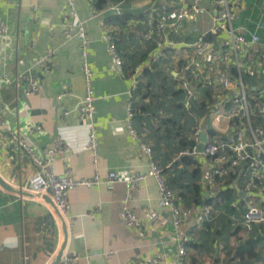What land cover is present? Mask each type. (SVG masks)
<instances>
[{"label":"crops","instance_id":"0c3cea01","mask_svg":"<svg viewBox=\"0 0 264 264\" xmlns=\"http://www.w3.org/2000/svg\"><path fill=\"white\" fill-rule=\"evenodd\" d=\"M152 1L110 4L94 17L97 14L92 0H74L72 21L85 24L89 40L84 57L80 40L66 39L64 35L62 11L67 6L66 0H0V23L8 26L7 35L0 37V114L6 128L20 131L40 158H45L47 150L61 139L68 150L57 157L56 174L69 173L79 179L99 175L102 181L99 186L70 192L71 210L63 216L69 233L67 249L78 254L80 264H146L152 258H159L160 264H177L181 238L169 212L159 208V187L153 178L138 185L128 203L145 222L144 229H131L121 218L128 193L127 181L134 174L146 173L149 160L127 128L128 92L133 82L130 75L124 78L114 72L102 30V22L106 20L116 35L126 66L134 69L146 55L147 46L141 47L137 42L142 26L131 18L145 16ZM115 6H119L125 16H117L110 10ZM134 38L136 40L132 41ZM261 42L264 43V30ZM51 52L55 55V67L51 74L45 75L39 61ZM179 58L175 54L174 59L170 57L162 63L172 69V76H175V62ZM84 62L93 74L94 122L99 141L96 153L87 150L88 130L78 120V108L86 88ZM140 65L145 68V63ZM23 73L39 81L37 94L27 96V85L17 86L15 79ZM249 83L264 85V77L258 83L255 79ZM68 92L58 99L60 94ZM193 111L197 113L196 119H202L203 110ZM31 123L37 127L34 132L28 130ZM135 125L146 143L153 147L154 160L162 167L169 186L183 205H202L211 199L213 192L206 185L207 162H199L202 176L201 180H195L192 174L197 167L173 159L171 146L158 143L151 132L143 133L147 128L142 122L136 120ZM195 126L190 129L188 141L193 138ZM14 148L15 143L5 133H0V176L22 190L39 168L25 152ZM111 173L118 177L112 190L106 183ZM195 184L201 186L199 193L195 192ZM230 186L241 197L234 206L245 207L243 201L247 197L241 196L242 187L223 188ZM150 210L160 213L156 223L147 220ZM226 213L201 227L192 222L182 227V236L190 242L187 247L190 264H264V241L260 239L255 249L256 259L236 257L238 249L258 239L262 231L247 233L242 221L229 227ZM61 238L60 223L49 204L40 198L7 191L0 185V264H49Z\"/></svg>","mask_w":264,"mask_h":264},{"label":"built area","instance_id":"2783aa9c","mask_svg":"<svg viewBox=\"0 0 264 264\" xmlns=\"http://www.w3.org/2000/svg\"><path fill=\"white\" fill-rule=\"evenodd\" d=\"M66 1L67 6L62 11L65 38L80 40L82 54L86 57L89 44L86 26L82 22L72 21L75 15L74 0ZM127 1L122 0L120 5ZM119 6L110 10L122 17L124 14ZM96 14L94 17L100 15V12L96 11ZM143 26L145 29L140 39L146 46L149 44L153 47L148 65L154 66L170 57L174 59L175 54L179 55V60L175 62L174 77L177 88L186 95L185 108L191 113L193 102L199 105L206 103L204 111L211 120L210 126L202 122L193 128L192 140L195 146L179 151L176 158H196L208 163L206 185L213 192L211 199L224 186H228L229 177L234 176L231 185L242 187L241 191L247 197L244 201L247 212L242 216V226L251 234L255 226L264 225V101L254 104V101L264 98V85L251 84L244 76L255 78L257 83L264 77V43L261 42L264 0H153ZM102 30L114 72L127 78L125 57L106 20L102 22ZM7 33L8 26L0 23V37H5ZM39 66L43 74H51L55 67L54 52L42 58ZM143 67L137 66L130 76L133 83L128 92L127 128L130 136L141 144L149 160V169L146 173L130 176L127 181L128 193L121 218L131 229H144L145 222L129 208L128 203L138 185L153 178L159 187V208L169 212L172 225L181 238L177 264H190L187 250L189 238L182 236V227L190 222L199 227L213 223L222 213L215 205H183L169 186L162 167L154 160L153 147L146 143L144 135L137 130L135 99L142 82L140 78ZM83 68L86 88L78 108V120L88 130L87 150L96 153L99 141L94 122L96 98L92 87L93 74L87 62H84ZM15 83L18 87L23 83L27 85V96L40 91L39 81L26 73L18 75ZM253 87L257 98L249 93ZM204 92H211V98L203 95ZM68 94L62 93L58 99ZM28 130L34 132L37 127L31 123ZM209 130L215 136L210 137ZM204 132L208 134V140L204 153L198 154L196 148ZM0 133H5L15 143L14 150L25 152L34 166L39 168L22 190L50 197L62 216L71 210L70 192L81 187L93 188L102 183L99 175L79 179L69 173L65 176L56 174L54 166L57 157L68 150L61 139L47 150L45 158H40L29 147L20 131L6 128L2 114ZM117 180L115 173L109 174L106 182L108 189L112 190ZM235 208L237 210L238 207ZM159 218L160 213L154 210L147 214L150 223H156ZM235 218L233 215L232 220ZM220 248L223 250L224 246ZM60 264H80V257L76 252L66 249ZM146 264H160V259L152 258Z\"/></svg>","mask_w":264,"mask_h":264},{"label":"trees","instance_id":"16d2710c","mask_svg":"<svg viewBox=\"0 0 264 264\" xmlns=\"http://www.w3.org/2000/svg\"><path fill=\"white\" fill-rule=\"evenodd\" d=\"M121 1L122 0H92V4H93V6H94L96 11H100V10L105 9L110 4L119 3ZM123 20H124V22L128 21L127 19H123ZM137 21H138V23L141 24V26H143V23L145 22V16H141L140 19H138ZM144 29H145V27H144ZM140 41H141V39H140ZM117 45H118V42H117ZM152 48H153L152 46L147 44V53H146V55H144L142 57V60H141L142 62L140 64L145 63V68L143 67V70H142V77L147 78V77L151 76L153 73H155V75L157 77H159V76L163 77L164 78V82L169 81V79H168L169 77L167 76V74L165 72L163 73V71H161V67L159 66L165 60L162 63L154 65V66L147 65V64H149L148 57H149V53L151 52ZM140 64H139V66H140ZM135 69H136V66H135L134 69L128 68L126 66V70L128 71V75H130V76L135 71ZM234 72L237 74L236 70ZM244 77L247 78V82H249V80H251V79H255L253 77H250V78L247 77V76H244ZM170 78L171 79L169 81V84H167L166 87H164V89L167 92V97H168V99H170V102H171L170 105L171 106H176L178 109L179 108L182 109V110L184 109L185 112H188L187 109L185 108V102H186L185 93L181 89L177 88V86H176L177 82L175 81V77L170 74ZM143 85H144V83L141 82V84L139 85L137 94H136V99H135L136 118H135V122H136V120L142 122L143 115H146L145 114L146 110H145V108L141 107L142 106V102H141V100L138 97L139 94L141 92H143V91L145 92V95L143 97L144 100L147 99V97L149 95V91L145 90L149 86L145 87ZM142 88H145V89L143 90ZM249 93H250V95H252L254 97L256 95V92L252 88H250ZM203 95H205L207 98H211V92H204ZM255 98H257V97H255ZM263 101H264V98L263 99L260 98V100L258 102L254 101V104H259V103H262ZM205 107H206V103H203L202 105H199L198 103L193 102L191 113L188 112L189 115H190V120H196V121L198 120V119H196V116H197L196 114L197 113L193 111L194 109L199 110V111L200 110L204 111ZM258 124L261 125L262 123L259 121ZM209 135H210V137L215 136L214 132L211 131V130H209ZM188 139L189 138H185L182 142H180L181 147H182L181 150H184L186 148L195 146V141L192 140V139L188 141ZM181 161L185 162L186 164L194 165L195 167H197L194 170L192 175H193V178L195 180H201L202 171H201V168H200V165H199V162H200L199 159H196V158H183V159H181ZM233 179H234V176H230L229 177V181L227 182L228 186L231 185V182H232ZM194 189H195L196 193H199L201 191V186L198 185V184H195ZM234 200L235 201L241 200V197L238 194H236V191L233 188H231V186H230L229 188L222 190L215 198L208 199L202 205H214L215 204V206L221 211L222 214L226 213V212L230 213L229 220L227 219V221H228V223L230 225L234 221V220H232V216L235 215V217H236V214H237L236 208H235V206L233 204ZM202 205L194 204L192 206L200 207ZM206 224H208V223H206ZM258 231H259V234L262 231V233L259 235L258 239L251 240L247 244H244L243 246H241L238 249V251L236 252V257H238L241 260H245L247 258L253 260V259L257 258L258 255L255 253V249H256V245H257V242H258L259 239L261 241H264V225L255 226V229H254V231L252 233L254 234V233L258 232ZM189 244H190V242L187 244V247H188Z\"/></svg>","mask_w":264,"mask_h":264},{"label":"rangeland","instance_id":"374dc122","mask_svg":"<svg viewBox=\"0 0 264 264\" xmlns=\"http://www.w3.org/2000/svg\"><path fill=\"white\" fill-rule=\"evenodd\" d=\"M125 16V15H124ZM138 16V15H137ZM132 16L136 22L140 19V17ZM144 32V27L142 26L139 30L140 35ZM136 40V38L132 39V41ZM136 42V41H135ZM137 42L143 45L142 41H140V37L137 38ZM132 43V42H131ZM140 47V45H139ZM142 53V52H141ZM149 58V57H148ZM149 60V59H148ZM161 71L165 72L169 77L170 81V72L172 69H167V64L160 65ZM156 72V71H155ZM143 86H149L146 89L148 90L149 95L147 97V102L144 100L145 92H141L139 94V99L142 102L143 108H145L146 115L142 117V123L146 125L147 131L142 130L143 133L151 132L152 136L156 138L158 143H165L168 146H171V155H173V159L177 157L178 152L182 149L180 142H182L185 138L190 136V129L194 125H198L199 123L205 122L207 126L211 125V120H209L206 115L207 112L200 113L203 117L199 120H190V115L188 112H185L184 109H178L176 106L170 105V99L167 97V92L164 89L169 81L164 82L163 77H157L155 73L147 78H140ZM247 81V78L245 77ZM165 85V86H164ZM185 99V98H184ZM190 120V121H189ZM144 128V125H143ZM236 201L234 200L235 204ZM237 217L236 220L233 221L228 226H233V224H237L242 221V216L247 212V208L243 206H239L237 208ZM228 216L230 213H226ZM229 233V231H228Z\"/></svg>","mask_w":264,"mask_h":264},{"label":"water","instance_id":"95a60500","mask_svg":"<svg viewBox=\"0 0 264 264\" xmlns=\"http://www.w3.org/2000/svg\"><path fill=\"white\" fill-rule=\"evenodd\" d=\"M207 140H208V134L204 132L201 135V142L198 144V146L196 148V152L198 154L204 153ZM0 185L3 189L10 191V192L17 193L19 195H23V196H27V197H31V198L43 199L47 204H49L51 206L54 214L56 215V217L60 223V230L62 233V238H61L60 246H59L55 256L52 258V260L50 261L49 264H60L62 261V258H63V254L68 247L69 233H68V227L66 224V220L60 214V212L57 210L52 199L48 196H42V195L30 193V192L25 191V190H21L20 188H15L14 186H12L8 182H6L1 176H0ZM241 196L244 197L245 194H241Z\"/></svg>","mask_w":264,"mask_h":264}]
</instances>
